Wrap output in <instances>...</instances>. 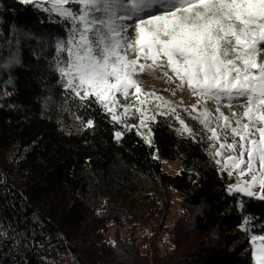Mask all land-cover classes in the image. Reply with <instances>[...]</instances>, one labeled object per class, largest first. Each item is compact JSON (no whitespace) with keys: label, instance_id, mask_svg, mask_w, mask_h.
Here are the masks:
<instances>
[{"label":"trees","instance_id":"1","mask_svg":"<svg viewBox=\"0 0 264 264\" xmlns=\"http://www.w3.org/2000/svg\"><path fill=\"white\" fill-rule=\"evenodd\" d=\"M67 36L54 13L0 0V264H206L210 233L231 224L235 209L248 234H262L264 201L231 193L234 176L173 118L150 121L149 143L133 128L136 116L118 106L113 121L94 97L86 107L64 88L55 62L66 54L55 45ZM70 114L78 126L64 130ZM164 160L179 171L166 172ZM86 182L102 199L98 213L81 196ZM244 261L228 255L221 264Z\"/></svg>","mask_w":264,"mask_h":264},{"label":"snow or ice","instance_id":"2","mask_svg":"<svg viewBox=\"0 0 264 264\" xmlns=\"http://www.w3.org/2000/svg\"><path fill=\"white\" fill-rule=\"evenodd\" d=\"M21 3L34 4L62 19L68 36L57 40L55 47L58 54L66 55L56 60L55 68L63 86L79 100L89 101L86 107H91L94 97L113 121L120 122L118 106L124 115L134 107L121 105L118 93L124 99L134 96L140 105L149 102L139 95L141 73L159 69L170 82L186 86L196 97L192 119H198L211 133L209 140L219 144L218 148L212 145L213 155L223 157L225 150L232 153L223 157L221 171L248 178L228 190L264 201V0ZM11 59L19 63L15 57ZM144 96L170 103L154 92ZM208 102L214 109L208 108ZM136 111L142 110L137 107ZM171 113L183 131L191 134L175 108ZM213 119L216 127H211ZM86 126L92 127L93 121L88 119ZM140 126L146 127L143 118ZM221 132H230L231 143L227 135L221 140ZM121 135L115 133L116 138ZM256 187L258 192L253 190ZM251 242L255 264H264V229Z\"/></svg>","mask_w":264,"mask_h":264},{"label":"rangeland","instance_id":"3","mask_svg":"<svg viewBox=\"0 0 264 264\" xmlns=\"http://www.w3.org/2000/svg\"><path fill=\"white\" fill-rule=\"evenodd\" d=\"M159 70V69H158ZM166 70V69H165ZM160 71V75L157 78H150V77H139L140 85L142 88V93H140L141 99H146L149 102H146L143 105H140L136 102V99L134 96H129L128 99H124L122 96L117 95L118 99L120 101L121 105H134V107L130 108V111L126 116H136V124L133 125V128L137 131V133L141 136L148 137V125L150 121L152 120V116H158V115H166L171 118H173L179 128V132L181 134H184L186 136H191L192 138L196 139L199 143L203 145L205 150L208 152L209 160L210 162L217 168L221 169L224 159L223 157H227L229 155H232L231 152L225 150L223 152V157H216L213 155L215 149L212 147V145L215 143L216 147H219V144L215 141L209 140V136L211 133L204 128V125L200 123L198 119H192L193 115H196V113H191V105L196 103V97L192 95L191 91L185 86V87H179L178 81L170 82L166 77L163 76V71ZM171 75V73H169ZM140 76V75H139ZM131 91H134L131 90ZM154 92L157 96L162 97L163 100L169 101L170 103L168 105L163 104L160 100L152 98H147L144 96V93H151ZM175 93V95H173ZM123 102L121 103V101ZM159 104L160 107L157 108L156 105ZM141 108L142 111H136V108ZM215 105L212 102H208V108L214 109ZM171 108H175L176 114L179 115V118L184 120L185 124L192 130L191 134H189L186 131H183V128L181 124L179 123V120L176 118V115L171 113ZM225 114L227 113V110L225 109ZM123 112V111H122ZM164 113V114H160ZM191 113V115H190ZM72 114L68 115V119H70L69 122H62V128L64 130L74 129L78 126V121L71 116ZM144 119L146 127L140 126V120ZM211 127H216V121L213 119L211 123ZM221 140L224 139V136L227 135L228 142L231 143L232 136L230 132H221ZM238 155V150L237 153ZM217 159L221 160L220 164H217ZM163 169L168 172L169 174H176L180 166L177 163L169 162L164 160L162 162ZM235 178V183L231 187H234L237 183H242L243 180L248 179L247 177H238V175H233ZM135 183L139 186L145 185L148 186V183L145 182L143 179L136 177L134 179ZM254 191H259V188L256 187L253 189ZM231 193H238L235 191H230ZM244 197L243 193H238ZM81 196L84 199L85 203L93 207L95 209V212L101 211L102 206V199L99 195L95 194L92 185L89 182L85 183V188L81 192ZM256 198V197H251ZM257 199V198H256ZM180 211L179 207L175 204L171 209L167 216V221L173 222L176 219V216L178 212ZM234 214H238V209H235ZM234 214L226 213V218L230 221H232L231 224L228 223V221L224 222L225 224L220 225L217 229L213 230L208 240H212L213 243H215V249L213 251L209 252L208 259L206 261V264H221L226 256H240V258H245L244 264H255V258L251 253L253 252V243L251 242V237L253 235L248 234L247 228L245 227L244 220L234 218ZM145 230L140 229L138 231V236H140ZM113 232L114 229H109L105 236L108 241H110L113 238ZM220 242L223 243L222 246H220ZM159 248L163 251L165 254V249L161 242L158 244ZM217 247V248H216Z\"/></svg>","mask_w":264,"mask_h":264}]
</instances>
